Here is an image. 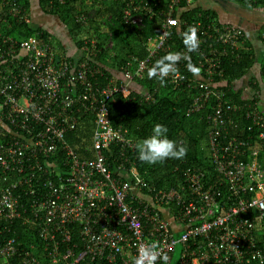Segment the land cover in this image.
Instances as JSON below:
<instances>
[{"label": "built area", "instance_id": "2783aa9c", "mask_svg": "<svg viewBox=\"0 0 264 264\" xmlns=\"http://www.w3.org/2000/svg\"><path fill=\"white\" fill-rule=\"evenodd\" d=\"M121 2L125 22L143 27L156 19L158 29L144 40L143 56L128 54L122 81L100 83L96 77L102 67L91 59L95 39H84L90 44L80 60L58 55L38 34L6 32L9 20L27 22L29 13L22 0H0V264H139L142 250L153 244L167 254V264H264L262 139L229 135L239 113L249 119V129L255 125L258 136H264L263 88L248 83L246 101L238 103L223 88L237 79L222 78V54L238 55L244 30L201 15L181 17L192 0ZM189 25L198 27V51L190 53V61L179 62L182 79L169 76L166 85L190 92L187 115L204 114L219 179L212 180L199 166H186L181 189H157L146 184L130 160L135 140L111 122L106 99L114 91L128 92L130 81L147 74L167 52L186 51L182 33ZM156 91H146L143 98L154 101ZM80 110L94 117L91 158H81L65 139ZM112 145L116 153L109 152ZM171 202L175 211L166 206ZM25 203L28 216L20 210L26 211ZM16 218L36 224L43 240L39 254L33 243L23 246L14 233H5ZM72 224L78 225L81 247L64 248Z\"/></svg>", "mask_w": 264, "mask_h": 264}, {"label": "trees", "instance_id": "16d2710c", "mask_svg": "<svg viewBox=\"0 0 264 264\" xmlns=\"http://www.w3.org/2000/svg\"><path fill=\"white\" fill-rule=\"evenodd\" d=\"M84 0H38V7L49 14H55L66 26L71 38L76 44L84 49L89 43L84 39H95L96 46L93 48L96 55H91V59L102 67L103 74L98 75L96 80L100 83L107 82L110 78L112 82H120L123 80L121 74V65L128 59V54L135 53L139 56L145 54L143 42L146 37L158 29L155 21L145 22L143 27L125 22L122 19V2L113 0L108 5L95 6L82 3ZM26 7H29V0H22ZM94 0L92 1V3ZM94 5V6H93ZM255 5V4H254ZM199 7H193L184 10L180 15L182 17H194L200 12ZM35 21V18H34ZM107 26V27H106ZM109 27V34L106 28ZM6 32L14 35L27 37L31 34H38L42 39L50 41L56 53H63L64 46L58 37L53 36L47 29L41 25L30 22L12 19L5 28ZM84 34V36H82ZM112 41L107 46L109 40ZM264 45V37L261 38ZM246 47L238 50L237 57L232 56L225 60L224 77L228 83L233 79H241L246 76L249 69L255 62L254 49L250 42ZM92 50V51H93ZM73 59V58H72ZM81 59V58H80ZM79 59V60H80ZM258 78H254L249 84L251 88H263L262 100H264V58L260 63ZM108 79V80H107ZM236 82V81H235ZM228 86V85H227ZM223 86L233 101L243 103L246 96L250 92L244 91L241 87L234 88ZM155 92V100L148 101L143 98L146 91L153 90ZM142 93V95H140ZM190 92L188 90L180 91L172 89L168 85L160 86L156 79H148L147 74L141 77L133 78L129 83L128 92L114 91L113 94L106 99L109 117L114 125H121L127 129L128 134L135 140L143 139L151 134V130L156 123L167 126L169 138L176 140L178 143L186 142L188 147L187 155L183 159H168L163 163L147 164L138 159V153L134 147L133 152L129 155L139 174L144 178L146 184L154 185L157 189L184 186L185 179L182 175L181 168L186 166H199L205 171V174L212 180L219 179L215 174L213 164L210 160V151L207 145V124L204 119V111L200 113L186 114V107L190 100ZM264 102V101H263ZM260 111L264 113L263 107ZM239 114V113H238ZM235 114V118L239 121L237 125L229 128V135L243 136L248 133L252 137L262 139L264 147V136L259 137V128L253 125V129H249V119H245L243 115ZM94 128V117L91 112H78V121L75 127L69 130L65 139L81 158L94 157L92 147V132ZM258 142V139L255 140ZM252 143H254L252 141ZM116 153L117 145H112L109 152ZM110 159V154L107 153ZM61 158L60 154L58 155ZM146 192L147 189L144 186ZM166 206L170 210L175 211L177 206L174 202L168 203ZM21 210L22 215H30L29 209ZM71 239L64 242L62 246L76 243L81 247L78 225H71ZM5 233H14L21 245L28 246L33 243L32 250L39 254L42 248V239L37 232L36 224L31 221H25L22 218H16L11 225V229ZM176 233H178L176 231ZM31 248V247H28Z\"/></svg>", "mask_w": 264, "mask_h": 264}, {"label": "crops", "instance_id": "0c3cea01", "mask_svg": "<svg viewBox=\"0 0 264 264\" xmlns=\"http://www.w3.org/2000/svg\"><path fill=\"white\" fill-rule=\"evenodd\" d=\"M92 1L93 0H84L82 3L87 5L89 4L90 6L91 4H94L95 6H103L104 4H110L113 0H94L93 3ZM29 3V7L27 8L29 13V22L30 19L31 21H33V23L38 22L37 25H41L43 28L47 29L53 36L58 37L64 46V54H66L70 58H73L74 60H79L80 58H82L84 56L83 49L76 44L73 38H71L66 26L61 22L57 15L42 11L38 7V0H29ZM248 5H251V8H249ZM193 7H199L201 9L200 12H198L194 17H198V15H201L202 18L210 17L208 18V20L211 19L218 23H231L241 27L244 30L246 39L244 42L239 44L238 49L241 50L242 47H246L245 44L247 42H250L254 49L256 58L247 75L243 76L240 80L237 79V81L235 83L232 82V84L234 88H249L250 91L248 82L249 80H251L252 82L254 78H258L257 76L260 72V63L264 58V45L261 41L264 32V2H257L252 0H192V2L186 7V9ZM31 14L36 15V17H34L35 21L32 19ZM60 54L61 53H59L58 55ZM92 55L96 54L92 53ZM232 56L237 57L229 50L225 51V53L222 54L223 71H225L224 66H226L224 65L226 64L225 60ZM246 91L248 90H245V92ZM140 95H142V93H140ZM164 213L168 218L170 225H174V218L172 216V213L168 210L164 211ZM174 228L176 227L174 226Z\"/></svg>", "mask_w": 264, "mask_h": 264}, {"label": "clouds", "instance_id": "9594fccd", "mask_svg": "<svg viewBox=\"0 0 264 264\" xmlns=\"http://www.w3.org/2000/svg\"><path fill=\"white\" fill-rule=\"evenodd\" d=\"M251 8V5H248ZM182 40L186 51H169L165 55L157 59L154 64L148 68V79H156L160 86L166 85V79L169 76L173 78H181L178 64L181 60L190 61V53L198 51L199 36L198 27L189 25L182 33ZM196 72L197 69H192ZM168 128L164 124H154L151 134L136 142L135 148L138 153V159L147 164L163 163L168 159H183L188 152L186 142L178 143L176 140L169 138ZM160 259L162 264H167L168 256L158 249V245L153 244L150 247L143 249L139 264H156Z\"/></svg>", "mask_w": 264, "mask_h": 264}, {"label": "rangeland", "instance_id": "374dc122", "mask_svg": "<svg viewBox=\"0 0 264 264\" xmlns=\"http://www.w3.org/2000/svg\"><path fill=\"white\" fill-rule=\"evenodd\" d=\"M31 17H32V19L34 20V17H36V15H34V14H31ZM38 24V22H34V24ZM82 36H84V34H82ZM262 107V106H261ZM177 256H178V249L175 251V253H174V259H176L177 258Z\"/></svg>", "mask_w": 264, "mask_h": 264}]
</instances>
